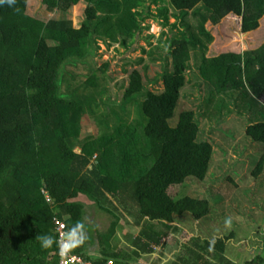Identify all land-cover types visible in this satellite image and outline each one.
<instances>
[{"label":"trees","instance_id":"16d2710c","mask_svg":"<svg viewBox=\"0 0 264 264\" xmlns=\"http://www.w3.org/2000/svg\"><path fill=\"white\" fill-rule=\"evenodd\" d=\"M82 1L87 3L85 18L77 28L65 13ZM147 1L43 0L50 11L64 14L49 21L29 14L28 0L0 5V264H60L57 221L68 232L77 223L87 230L80 197L102 211L113 205L134 217V227H141L131 241L135 249L118 241V217L98 235V262L133 264L140 252L163 244L175 218L194 223L210 215L207 197H174L189 180L205 194L201 185L215 149L197 118L215 117V127L238 115L248 122V138L264 146V45L210 58L205 54L214 39L208 21L216 24L236 14L243 17V31H253L264 16V0H151L158 5L156 15ZM146 16L174 29L164 48L171 69L160 74L161 92L147 90L143 72L135 69L123 103L107 105L100 97L105 92L99 89L98 73H105L109 62L87 80L62 73L66 63L84 61L100 40L128 46L143 31ZM194 68L207 86L200 106L204 112L183 110L173 127L169 120L183 96L187 72ZM91 124L95 137L88 131ZM262 173L264 154L252 173L255 186L264 184ZM211 233L183 244L185 251L172 264H237L228 254L232 235L210 240ZM44 235L58 243L45 249ZM261 238V252L244 264H264V234ZM87 240L72 251L91 259Z\"/></svg>","mask_w":264,"mask_h":264},{"label":"rangeland","instance_id":"374dc122","mask_svg":"<svg viewBox=\"0 0 264 264\" xmlns=\"http://www.w3.org/2000/svg\"><path fill=\"white\" fill-rule=\"evenodd\" d=\"M166 5L169 6L168 3ZM86 6L87 3L82 1L65 13V16L71 19L77 28L84 21ZM146 6H151L150 10L153 15L158 13V5L151 0L147 1ZM27 12L43 21L58 19L64 15L61 12L50 11L43 0H28ZM170 12H175V10L172 8ZM190 19L193 23H197L192 16ZM170 21L175 23L178 19L170 17ZM242 25L243 17L236 14L227 15L216 24L208 21L206 27L211 31L214 39L208 44L206 56L210 58L226 52L242 53L261 48L264 45V16L260 19L259 27L253 31L244 32ZM143 26V31L138 33L135 40L128 46H123L120 42H112L110 39L100 40L99 47L96 45L92 54L88 55L84 61L74 60L66 63L62 73H73L80 79L87 80L94 71L99 72V69H103L104 64L109 62L110 66L104 68V75L102 72L98 73L100 76L99 89L105 92L100 97L107 105L123 103L125 90L130 85V75L135 69L143 72L147 90L161 92L164 86L160 81V74L163 69H171L169 53H165L164 48L168 47L169 38L173 35L174 29L171 30L169 26H164L161 21H157L152 16H146ZM144 49L147 50L146 53ZM154 50L153 56H149L148 52ZM159 56L164 59L155 60ZM140 58H145V63L139 64ZM191 63L195 65L194 60ZM145 65L148 66L146 71L144 70ZM198 72V68L187 72L188 82L183 88V96L173 117L169 120V124L173 127L178 124L180 113L183 110L194 109L197 112H204L200 106L207 86L201 79H197L196 73L200 75ZM100 97L98 95L99 101ZM97 115L102 116L99 112ZM214 120L215 117L211 120L203 116L200 118V124L197 118L204 137L207 138L205 140H208L215 149L210 174L206 182L201 185L204 186L202 190L205 194L203 195L196 184L189 180L181 188L179 195L174 196L176 199L185 196L207 197L211 205L210 215L194 223L188 222L185 217L175 218L176 223L171 224L172 228L167 231L163 240L164 244L167 243L166 248L171 252L168 255L173 257L172 261L177 260L178 255L185 251L183 244H192L194 237L205 238L209 230L212 231V237L209 236L210 240L222 236L227 238L232 235L227 242L228 254L237 264H244L261 252L259 248L263 240L261 236L264 234V184L255 186L257 180L252 173L264 154V146L248 138L246 135L248 122L245 118L232 115L215 127ZM88 131L92 133V136H97L93 124L90 125ZM88 135L87 133L86 137ZM84 136L85 134L81 139H85ZM261 176V183H263L264 173ZM228 219L231 220L230 224L225 223ZM90 220L91 218L87 216L86 223L88 224ZM92 225L93 223L89 225V228ZM174 225L180 227L178 230L181 228L182 230L174 229ZM184 230L188 233L183 232ZM125 235L126 232L119 236L121 239L118 241L125 243L123 241ZM126 249L131 250L132 248ZM172 261L168 259L169 264H172Z\"/></svg>","mask_w":264,"mask_h":264},{"label":"crops","instance_id":"0c3cea01","mask_svg":"<svg viewBox=\"0 0 264 264\" xmlns=\"http://www.w3.org/2000/svg\"><path fill=\"white\" fill-rule=\"evenodd\" d=\"M79 200H82L86 204V217L88 216L91 218V220L87 224L86 230V235L88 236L86 247L91 257V259L88 260L98 262V260L102 257L100 249L101 245L98 239V235L99 233L105 232L106 229L108 230V227L112 226L114 220H117V217L120 218L118 229L119 236H122L123 233L126 232V235L123 238V241L125 243H121V245L123 247L127 246L126 248H135V246L132 245L131 241L138 235L139 232V230L135 231V228L140 229L141 227H134L133 223L135 219L130 213L122 210L118 212L117 210H115L113 205L109 206L111 210L102 211L94 204L93 201L88 198L84 200L82 197H80ZM91 223H93V225L91 228H89V225ZM119 239H121V237H119ZM164 242L161 246H154L153 252H140V256H137L135 258L136 260H133V264H169L168 259L172 261L173 257L168 255L171 252L166 248L167 243L164 244Z\"/></svg>","mask_w":264,"mask_h":264},{"label":"clouds","instance_id":"9594fccd","mask_svg":"<svg viewBox=\"0 0 264 264\" xmlns=\"http://www.w3.org/2000/svg\"><path fill=\"white\" fill-rule=\"evenodd\" d=\"M7 3L9 7L13 6L15 0H0V5ZM226 224H230L231 220L228 219L225 221ZM85 226L82 223H77L74 225L69 233H67L68 241L65 244H61V250H64L68 247H74L76 244H82L86 239V233L84 230ZM42 247L45 249L50 248L54 243H58L56 239L51 235H44L40 238Z\"/></svg>","mask_w":264,"mask_h":264},{"label":"built area","instance_id":"2783aa9c","mask_svg":"<svg viewBox=\"0 0 264 264\" xmlns=\"http://www.w3.org/2000/svg\"><path fill=\"white\" fill-rule=\"evenodd\" d=\"M58 228L57 231L59 233V242H60V264H115L114 259H109L106 262L99 263V262H93L91 260H88L84 258L80 254H76L72 251V247L65 248L64 250H61V244H65L68 241L67 238V226L64 222L57 221Z\"/></svg>","mask_w":264,"mask_h":264},{"label":"flooded vegetation","instance_id":"af4514ba","mask_svg":"<svg viewBox=\"0 0 264 264\" xmlns=\"http://www.w3.org/2000/svg\"><path fill=\"white\" fill-rule=\"evenodd\" d=\"M254 257H256V255H255ZM254 257H253V258H254ZM235 262H236V261H235Z\"/></svg>","mask_w":264,"mask_h":264}]
</instances>
